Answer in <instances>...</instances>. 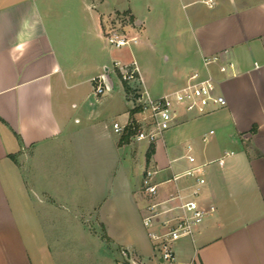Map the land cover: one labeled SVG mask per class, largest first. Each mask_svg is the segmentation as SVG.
Instances as JSON below:
<instances>
[{
	"label": "crops",
	"instance_id": "1",
	"mask_svg": "<svg viewBox=\"0 0 264 264\" xmlns=\"http://www.w3.org/2000/svg\"><path fill=\"white\" fill-rule=\"evenodd\" d=\"M206 1L159 0L160 43L181 63L164 73L139 65L141 92L165 96L198 71L227 104L181 113L149 143L113 130L143 118L125 84L111 79L100 96L92 82L153 46L148 31L131 47L107 45L117 15L137 34L148 15L125 0H0V264H264V0ZM226 51L234 77L204 61ZM188 154L206 164L200 204L215 210L177 241L175 262H162L132 220L152 201L145 171L157 170L163 200Z\"/></svg>",
	"mask_w": 264,
	"mask_h": 264
},
{
	"label": "built area",
	"instance_id": "2",
	"mask_svg": "<svg viewBox=\"0 0 264 264\" xmlns=\"http://www.w3.org/2000/svg\"><path fill=\"white\" fill-rule=\"evenodd\" d=\"M206 3L213 4L211 0ZM117 17L118 20L116 19L113 26L105 32L107 45L113 49H122L138 44L139 35L128 30L130 20L134 27L135 21L123 13ZM204 61L207 66L218 65L220 71L227 76L234 77L237 74L235 61L227 51L224 55H215L205 58ZM111 79L129 88L127 94L132 107L143 114L139 122L130 121L125 125L114 122L113 130L123 134L128 129H133L136 141L156 142L181 113L200 116L227 104L224 95L218 90L217 79L210 73L203 76L195 71L183 87L158 98H153L148 92H141L143 78L136 58L128 61L114 59L110 66L105 67V73L92 78L95 93L101 96L109 90ZM187 150H191L190 145ZM231 153L233 152L226 151L225 154ZM186 157L191 166L170 178V181L176 184V191L169 197L157 200L161 185V182L155 179L157 170L147 169L142 180L143 192L152 199L145 208L142 222L152 242L154 256L162 262H175L177 241L193 236L195 228L207 213L215 210L214 205L205 208L200 204L202 188L206 184V164L196 163L191 154ZM217 161L220 165L223 164V158Z\"/></svg>",
	"mask_w": 264,
	"mask_h": 264
},
{
	"label": "rangeland",
	"instance_id": "3",
	"mask_svg": "<svg viewBox=\"0 0 264 264\" xmlns=\"http://www.w3.org/2000/svg\"><path fill=\"white\" fill-rule=\"evenodd\" d=\"M125 1H126V5L128 6L135 3L137 8H139L143 13H145L146 15L150 17L149 19L150 26H148V29H146L145 25H143L142 27L136 28L138 35L140 34L141 36L143 35V33H146L148 31V33L150 34V37L152 38L151 41L153 43L152 47L150 48L145 47L146 50L144 52L142 51V53H140V51H137V49H133L134 56L136 60L138 61L139 65H142V66L146 65L147 67L148 66L153 67L152 72L164 73V72H170L172 70L174 71V68H176V66L179 65L181 62L173 58L172 55L167 50V47L164 46V44L160 43L161 38L164 39L167 36H165L164 34L166 30L158 28L159 21L158 20L156 21V17H159L160 15L159 0H154V3H156L157 10H153L151 8L149 9L150 5L148 6L147 1H150V0H125ZM183 15H181V18H178L177 20L185 21L186 18H185V15L184 16ZM130 21H131V25L134 27V25L132 24V20ZM164 52L167 53L170 57L168 62L165 61L164 57L162 56ZM128 55L129 57L131 56L130 54ZM145 55L147 56L148 59L145 58L146 57ZM159 91L160 93H162L161 90H157V92ZM157 92L152 91V94L155 95L157 94ZM129 132L131 133L129 134ZM129 132H127L129 138L134 139L133 135H134L135 130L130 129ZM143 157L144 156L141 153L140 156H137V161L141 162L143 160ZM120 169H122V167H120ZM132 225H133L134 230L137 233L139 234L145 233V232L147 233V230L144 227L143 222H142V217L141 215L138 214V212L136 213L135 218L132 220Z\"/></svg>",
	"mask_w": 264,
	"mask_h": 264
},
{
	"label": "trees",
	"instance_id": "4",
	"mask_svg": "<svg viewBox=\"0 0 264 264\" xmlns=\"http://www.w3.org/2000/svg\"><path fill=\"white\" fill-rule=\"evenodd\" d=\"M125 90H126L127 93L129 92V88H128L126 85H125ZM129 131H130V129L127 130V132H129ZM130 133H131V132H129V134H130ZM126 138H129V136H128L127 133H126L125 136L122 137L121 140H124V139H126ZM153 150H154L153 146H150L149 149H148V151H147V154H146L147 161H149V159L151 158V155H152V153H153Z\"/></svg>",
	"mask_w": 264,
	"mask_h": 264
}]
</instances>
